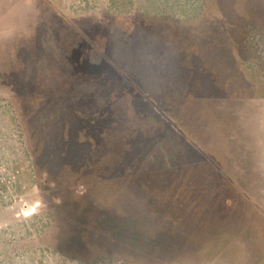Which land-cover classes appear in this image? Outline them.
Here are the masks:
<instances>
[{"label": "rangeland", "instance_id": "1", "mask_svg": "<svg viewBox=\"0 0 264 264\" xmlns=\"http://www.w3.org/2000/svg\"><path fill=\"white\" fill-rule=\"evenodd\" d=\"M0 264H264V0H0Z\"/></svg>", "mask_w": 264, "mask_h": 264}, {"label": "trees", "instance_id": "2", "mask_svg": "<svg viewBox=\"0 0 264 264\" xmlns=\"http://www.w3.org/2000/svg\"><path fill=\"white\" fill-rule=\"evenodd\" d=\"M246 23H252L253 21L251 20L250 22H248V21H245ZM254 24H255V22H253ZM252 28V27H251Z\"/></svg>", "mask_w": 264, "mask_h": 264}]
</instances>
